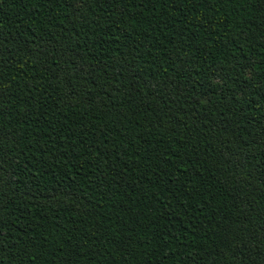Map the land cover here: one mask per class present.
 <instances>
[{"label":"trees","instance_id":"obj_1","mask_svg":"<svg viewBox=\"0 0 264 264\" xmlns=\"http://www.w3.org/2000/svg\"><path fill=\"white\" fill-rule=\"evenodd\" d=\"M0 264H264V0H0Z\"/></svg>","mask_w":264,"mask_h":264}]
</instances>
